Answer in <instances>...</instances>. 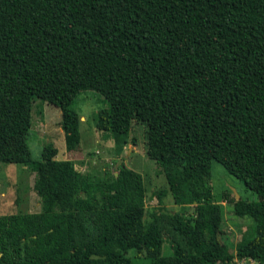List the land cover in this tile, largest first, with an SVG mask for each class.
Returning a JSON list of instances; mask_svg holds the SVG:
<instances>
[{
  "label": "trees",
  "instance_id": "16d2710c",
  "mask_svg": "<svg viewBox=\"0 0 264 264\" xmlns=\"http://www.w3.org/2000/svg\"><path fill=\"white\" fill-rule=\"evenodd\" d=\"M85 91L108 104L99 131L126 143L145 125L147 157L197 217L145 220L142 176L123 163L116 175L81 173L51 143L32 160L34 102L59 109L70 150ZM7 139L21 145L40 212L0 216V264H132L129 252L151 264H264V0H0L2 159ZM213 162L260 198L223 197L255 224L234 249L210 222Z\"/></svg>",
  "mask_w": 264,
  "mask_h": 264
},
{
  "label": "rangeland",
  "instance_id": "374dc122",
  "mask_svg": "<svg viewBox=\"0 0 264 264\" xmlns=\"http://www.w3.org/2000/svg\"><path fill=\"white\" fill-rule=\"evenodd\" d=\"M107 107L108 104L103 97L96 92L85 91L78 95L75 110L80 117L79 138L77 144L67 150L64 134L59 125V109L36 100L32 109V128L25 140L28 143L32 160H40L43 146L51 143L57 149L60 158L72 160L77 167L81 166L77 168L81 173L92 174L96 177H104L105 174L116 175L117 168L123 163L127 168L142 176L145 188V220L150 221L153 215L160 213V210L184 215V212L189 208L191 213L196 210L197 217V209L201 211L197 204L179 205L173 203L161 168L146 155L144 124L133 123L131 131L125 139L126 143H122L123 139L116 138L111 132H101L95 128V117L102 114L106 119L104 112ZM119 161H121L120 164H118ZM7 181H9L7 175L0 172V190L1 185H4V190L7 192L5 197L0 196V215H13L12 213L17 210L26 212L28 204L31 212H40L37 195L26 205L20 203L22 197L17 196L19 204L16 206V196L13 191L8 192ZM211 186L216 203H213L215 213L211 216L210 222L218 236L217 241L234 249L242 239L253 237L255 224L249 217L235 216L233 207L223 202V197L240 198L249 202L259 201L260 198L216 162L211 165ZM36 202L37 206H35ZM183 227L184 223L180 225V229ZM162 254L165 256L173 254L172 245L165 244ZM128 257L132 264H151L144 254L138 255L129 252Z\"/></svg>",
  "mask_w": 264,
  "mask_h": 264
},
{
  "label": "crops",
  "instance_id": "0c3cea01",
  "mask_svg": "<svg viewBox=\"0 0 264 264\" xmlns=\"http://www.w3.org/2000/svg\"><path fill=\"white\" fill-rule=\"evenodd\" d=\"M3 144H5L3 148L4 149L8 148V151L10 152L9 153L10 159L12 158V155H13V158H12L13 160L12 159L9 160L8 156H6L3 159L0 158V161H1L0 162V165H1L0 172H3L4 174H6L7 177L9 178V181H7L6 183L7 190L8 192H11V191L14 192L16 196L15 202H17L16 206L19 204V200L17 196L22 197V199L20 200V203H23L24 205H26L28 201L34 200V197H36V193L33 190L34 174L31 171H29V168L26 166V164L23 163L25 159L22 157L21 145L19 146L16 145L17 147L14 146L13 145L14 141L13 140L11 141V139H7L3 141ZM12 151H13V154L11 153ZM56 160H67V159L63 157L60 158L59 154H57ZM73 163L76 169L81 167V166L77 167L76 163L75 162ZM26 180H27V184H26ZM4 189H5V186L1 185V190H0L1 197H5L7 194L6 190ZM37 205L38 203L36 202L35 206ZM19 213H33V212H31L30 205L28 204L26 212H21L17 210V212H14L12 214H19ZM1 215H6V214H1Z\"/></svg>",
  "mask_w": 264,
  "mask_h": 264
},
{
  "label": "built area",
  "instance_id": "2783aa9c",
  "mask_svg": "<svg viewBox=\"0 0 264 264\" xmlns=\"http://www.w3.org/2000/svg\"><path fill=\"white\" fill-rule=\"evenodd\" d=\"M234 264H257L252 258L236 259Z\"/></svg>",
  "mask_w": 264,
  "mask_h": 264
},
{
  "label": "water",
  "instance_id": "95a60500",
  "mask_svg": "<svg viewBox=\"0 0 264 264\" xmlns=\"http://www.w3.org/2000/svg\"><path fill=\"white\" fill-rule=\"evenodd\" d=\"M120 163H121V161L118 162V164H120Z\"/></svg>",
  "mask_w": 264,
  "mask_h": 264
}]
</instances>
